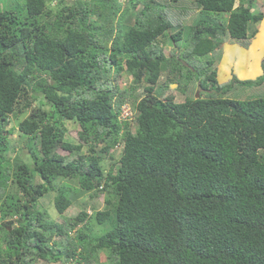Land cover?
<instances>
[{
    "label": "trees",
    "instance_id": "16d2710c",
    "mask_svg": "<svg viewBox=\"0 0 264 264\" xmlns=\"http://www.w3.org/2000/svg\"><path fill=\"white\" fill-rule=\"evenodd\" d=\"M255 2L0 1V264H264V96L239 97L264 82V58L256 77L222 83L201 59L226 36L249 46ZM235 54L239 77L258 71L255 51L249 64ZM15 128L28 161L9 154ZM67 179L110 207L52 220L39 200L54 192L65 212L78 190Z\"/></svg>",
    "mask_w": 264,
    "mask_h": 264
},
{
    "label": "rangeland",
    "instance_id": "374dc122",
    "mask_svg": "<svg viewBox=\"0 0 264 264\" xmlns=\"http://www.w3.org/2000/svg\"><path fill=\"white\" fill-rule=\"evenodd\" d=\"M0 1H4L7 2V5H9V3H18L19 0H0ZM141 7L140 5H138V8ZM254 9L259 10V11H264V0H256V2L254 3ZM253 28L257 29V32L255 34V36L252 38L251 43L249 44L248 47L244 48L241 47L238 43L232 41L231 39L228 38V36L224 37L225 41L223 43V45L221 46V48L216 51L215 53H213L210 56L207 57H202L201 59L203 61H205L207 58H211L214 57L215 58V67L217 70V79L218 82L222 83L225 82L227 80H229L231 77H229V75H231L232 73L235 74L238 78L240 79H246V78H254L257 75L261 74L260 73V60L264 58V44H263V40H264V18L259 22L253 25ZM186 31V29H185ZM172 32V30L170 31ZM162 48L163 51L166 55H169V51L172 48V40H165V42L162 43ZM236 51H240L241 53L246 54L248 57L246 58L247 63L249 64L250 62H252L253 57L250 56V53H254L255 51V55L256 56V62H258V71L249 74L250 76H246L245 78H241L237 75V68L238 66V59L239 56H237L235 54ZM200 59V60H201ZM254 61L253 63H251L249 65V71L251 69L254 68ZM257 64V63H256ZM241 68H245V67H239V69ZM262 69V68H261ZM231 70V71H230ZM117 80L119 81L120 78H116V81H114V83H117ZM163 80V75L160 78V81ZM242 89V87H239ZM142 90H137V93H141ZM192 93L197 94L198 91V87H194L191 91ZM167 93H170L171 95H174L175 100L176 101H181L184 97V94H182V92H180L177 87L176 84H170V86L167 89ZM248 94H252V96L254 97H260V96H264V82L261 85L258 86H253V87H247L244 88L242 94L239 96L240 98H245L246 95ZM130 104L132 101L131 99L127 100ZM132 106V105H131ZM44 108H49V106L47 104H44L43 106ZM123 111L128 112L130 111L129 109V104L124 105L123 106ZM125 115V114H124ZM64 124L67 128V133H66V138L69 140H75V142H78L80 139L78 138V131L80 130V126L76 121H72V120H65ZM10 125H15L16 126V120L11 121ZM11 145L13 148L10 149L9 154L11 156H14L15 154H18L22 159H24L25 161H28V151L27 148L25 147L24 143H23V139L21 137H19V133L17 132V128H15L14 132L11 135ZM58 152L60 154H65L66 151L63 149H58ZM110 152L113 153L112 157H106L105 158V162L103 163V166H105L107 168V166H109L110 164H114L117 163L119 156H120V152H121V146H115ZM36 181H39V178L36 176ZM67 182L72 184L73 186H75V189H78L77 187V182L73 179H67ZM96 191V192H95ZM108 195H106V192L103 190L97 191V190H92V191H83V190H76L74 191V193L71 195V199H72V204L65 210V212H63L62 214H59L55 207H54V192H48L46 193L44 196H42L39 200V205L41 208L45 209L48 214H49V218H51L52 220H55L59 223L64 224V222L68 223L73 217H75L80 211L85 210L87 212V214H91L92 211L94 210H103L106 209L108 207H110L109 204V200H108ZM81 223H79L77 226H75L71 231H70V235L73 237L78 229V226H80ZM90 226H92L93 230L91 232H89V234H91V236H98L100 234H102L104 232V228H102L101 226L97 225L95 222H90ZM58 239V241L61 242V239L59 238H53ZM98 259L99 261L101 260H105V253L103 251L99 252L98 255ZM72 260L69 261V264H72ZM98 261L94 260L91 264H97ZM104 264H108L106 262V260L104 261Z\"/></svg>",
    "mask_w": 264,
    "mask_h": 264
},
{
    "label": "built area",
    "instance_id": "2783aa9c",
    "mask_svg": "<svg viewBox=\"0 0 264 264\" xmlns=\"http://www.w3.org/2000/svg\"><path fill=\"white\" fill-rule=\"evenodd\" d=\"M123 114H125V116H127L128 115V112L123 111Z\"/></svg>",
    "mask_w": 264,
    "mask_h": 264
},
{
    "label": "crops",
    "instance_id": "0c3cea01",
    "mask_svg": "<svg viewBox=\"0 0 264 264\" xmlns=\"http://www.w3.org/2000/svg\"><path fill=\"white\" fill-rule=\"evenodd\" d=\"M259 66H260V64H259ZM231 71V70H230ZM262 72V69H261V66H260V73ZM229 77H231V75H229Z\"/></svg>",
    "mask_w": 264,
    "mask_h": 264
},
{
    "label": "clouds",
    "instance_id": "9594fccd",
    "mask_svg": "<svg viewBox=\"0 0 264 264\" xmlns=\"http://www.w3.org/2000/svg\"><path fill=\"white\" fill-rule=\"evenodd\" d=\"M124 106V105H123ZM130 109V108H129ZM131 114V111H128V115H130Z\"/></svg>",
    "mask_w": 264,
    "mask_h": 264
},
{
    "label": "water",
    "instance_id": "95a60500",
    "mask_svg": "<svg viewBox=\"0 0 264 264\" xmlns=\"http://www.w3.org/2000/svg\"><path fill=\"white\" fill-rule=\"evenodd\" d=\"M196 95L198 96V93Z\"/></svg>",
    "mask_w": 264,
    "mask_h": 264
},
{
    "label": "bare ground",
    "instance_id": "6f19581e",
    "mask_svg": "<svg viewBox=\"0 0 264 264\" xmlns=\"http://www.w3.org/2000/svg\"><path fill=\"white\" fill-rule=\"evenodd\" d=\"M126 105V104H125ZM122 114V113H121ZM128 117V116H127Z\"/></svg>",
    "mask_w": 264,
    "mask_h": 264
}]
</instances>
